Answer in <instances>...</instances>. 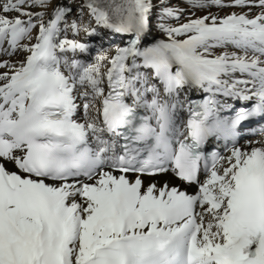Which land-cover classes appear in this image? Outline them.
Wrapping results in <instances>:
<instances>
[{
	"label": "snow or ice",
	"instance_id": "obj_1",
	"mask_svg": "<svg viewBox=\"0 0 264 264\" xmlns=\"http://www.w3.org/2000/svg\"><path fill=\"white\" fill-rule=\"evenodd\" d=\"M0 264H264V0H0Z\"/></svg>",
	"mask_w": 264,
	"mask_h": 264
}]
</instances>
